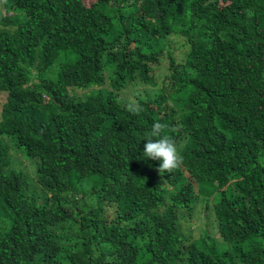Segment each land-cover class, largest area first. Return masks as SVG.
Returning <instances> with one entry per match:
<instances>
[{"label":"trees","instance_id":"trees-1","mask_svg":"<svg viewBox=\"0 0 264 264\" xmlns=\"http://www.w3.org/2000/svg\"><path fill=\"white\" fill-rule=\"evenodd\" d=\"M2 10L0 264H264V0ZM137 84L157 91L133 114L117 96ZM156 121L184 157L171 174L142 154ZM201 200L229 252L182 234Z\"/></svg>","mask_w":264,"mask_h":264},{"label":"rangeland","instance_id":"rangeland-1","mask_svg":"<svg viewBox=\"0 0 264 264\" xmlns=\"http://www.w3.org/2000/svg\"><path fill=\"white\" fill-rule=\"evenodd\" d=\"M93 0H83V3L85 5H88L90 2ZM3 10L0 12L2 13ZM0 30H4L3 26H0ZM182 50H177L175 51V58H179L181 55ZM56 62H61L60 59H58ZM160 73V70L158 71ZM157 89H151L146 86L142 85H135L133 87H129L125 89L123 92H120L117 96L118 100H123L125 99V104L127 106H132L137 98H145V97H153L156 93ZM2 96L0 95V102H1ZM13 155V153H12ZM13 158L15 160V167H17L19 170L24 172V179L25 181L28 180L29 178L32 179V165L34 169V162L29 163L27 160L23 159L19 155H13ZM28 177V178H27ZM158 176L155 178L157 179ZM161 183V181H158ZM87 186H84V188ZM26 194L33 195V201L34 203H41L44 200V195L42 193V190L35 184L34 181L30 183L27 186ZM220 193L218 192V195ZM92 195V194H91ZM91 195H86V198H82L83 200L79 199V205H81L83 202L84 204L88 205H98L100 204L99 201L95 200V198ZM210 209V208H209ZM204 207L202 200L200 201V204L196 206L194 211L192 212L191 216L187 219H185L181 223V230L184 231L182 232L183 235H189L191 242H198V239L201 236H206L209 240L213 239L215 240L214 242L212 241H206V244H209L214 248V250L217 253H222V252H229L230 245L224 242H221L220 240L218 241V237L214 231L213 228V222H212V215L211 211L209 210L207 215H204ZM206 217V219H205Z\"/></svg>","mask_w":264,"mask_h":264},{"label":"clouds","instance_id":"clouds-1","mask_svg":"<svg viewBox=\"0 0 264 264\" xmlns=\"http://www.w3.org/2000/svg\"><path fill=\"white\" fill-rule=\"evenodd\" d=\"M143 110L139 104L129 108L133 114H139ZM167 127L168 125L156 121L143 139L146 141L143 157L147 160L159 161V166L156 169L159 174H171L184 163V157L178 150L176 141L172 136L165 134Z\"/></svg>","mask_w":264,"mask_h":264}]
</instances>
